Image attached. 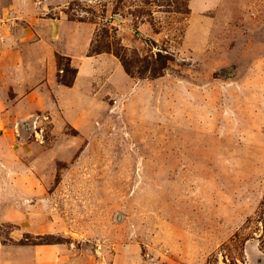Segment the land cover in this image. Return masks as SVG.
<instances>
[{"label": "rangeland", "instance_id": "1", "mask_svg": "<svg viewBox=\"0 0 264 264\" xmlns=\"http://www.w3.org/2000/svg\"><path fill=\"white\" fill-rule=\"evenodd\" d=\"M52 22L69 24L74 56L106 51L92 82L59 84L79 63L52 52ZM2 46L42 71L55 59L62 88L50 67L35 98H5L0 264L33 263L37 246L84 264L122 248L148 264H264V0H0Z\"/></svg>", "mask_w": 264, "mask_h": 264}, {"label": "crops", "instance_id": "2", "mask_svg": "<svg viewBox=\"0 0 264 264\" xmlns=\"http://www.w3.org/2000/svg\"><path fill=\"white\" fill-rule=\"evenodd\" d=\"M59 22H52V24L47 25V35L48 37L57 42L59 44V47L54 48L52 51L55 53L56 51H59L61 53H67L69 57L73 58L74 62L79 63L77 66L78 68V75L75 80V84L73 87H76L79 85L81 79L83 77L88 78L89 80L96 77V75L99 74L98 64L99 66L101 63L105 60L103 58H107L108 55L102 54L100 56L96 57H86L83 59L82 53L87 51V48L89 47L88 44L85 45L84 51L81 52V54L76 57L71 52H67V48L72 47L74 43L71 42L67 29H69V24L66 25H58ZM80 27V26H79ZM62 28V30H61ZM66 30V31H65ZM5 36V33H3ZM25 37L29 38L27 33H24ZM5 39V38H4ZM3 39V40H4ZM20 40H24L23 37L17 38L16 44L22 46L24 43H19ZM68 41L69 45H64ZM26 42V41H25ZM64 44H63V43ZM39 43V44H38ZM62 43V44H61ZM30 47L34 48V51H36L38 46H41L40 41H36L35 44L33 43H27ZM11 47L10 49L7 48V46H2L0 49V120L2 121L7 115H11L13 117V122L16 121V118L14 115L13 107L14 105L12 103H9L5 98L8 97L9 94H15L16 97H27L28 99L31 97H36L35 90L37 87L40 86L41 83H47V72L48 69L51 67L54 72V80H52L51 85H49L51 88L54 84L57 88L56 84V62L55 59H49L46 62L45 70L42 71V66L38 65L37 63L34 64L33 61H31L28 66L26 63L20 64L19 58L20 54L19 52L13 50ZM57 49V50H56ZM4 50L6 53H4ZM10 50V51H9ZM8 54L10 56V60L8 58ZM36 56H41V53H37ZM42 58V57H41ZM39 58V59H41ZM101 72V71H100ZM39 77V78H38ZM35 78V79H34ZM35 82H34V81ZM56 81V82H55ZM92 82V80H90ZM72 87V88H73ZM63 88H67L64 87ZM71 88V89H72ZM55 90V89H54ZM1 126V125H0ZM178 247L177 249H179ZM32 251L30 254L33 255V263L30 261L26 262L24 261L23 264H78L82 263L81 261H74V259L77 257V259H81V255H77V253H72L68 249H65L61 246H37L36 248H31ZM177 251V250H176ZM189 255L190 252L188 251ZM188 257V255H187ZM183 257L182 260H189L188 262L191 264H197V262L200 261V257L198 255ZM113 264H148L147 260L139 253L137 250H129V249H119L117 254L113 256L112 259ZM158 263V262H157ZM84 264V263H82Z\"/></svg>", "mask_w": 264, "mask_h": 264}, {"label": "trees", "instance_id": "3", "mask_svg": "<svg viewBox=\"0 0 264 264\" xmlns=\"http://www.w3.org/2000/svg\"><path fill=\"white\" fill-rule=\"evenodd\" d=\"M104 52H106L105 50H101V49H96L93 45V49L90 53H92L93 55H101L103 54ZM108 53H114L116 57L120 58V53H115L114 51H112L111 49H108ZM158 54V57H160L161 59L163 58L162 55H160V53H157ZM91 55V56H93ZM61 57H58V63H59V66H61ZM162 67H160V69L158 70H154L153 71V77H160L161 74H163V70L167 68V63L163 62L162 63ZM124 67H125V70L129 73V74H132V71L131 69L129 68V65L127 63L124 62ZM72 70V69H71ZM74 71V77L71 81H68L67 78L65 77H61V76H58V82L61 86H64V87H67V88H72L73 85L75 84V80H76V75H77V71L76 70H72ZM159 71V73H158ZM67 72V70H66ZM65 73V72H64Z\"/></svg>", "mask_w": 264, "mask_h": 264}, {"label": "built area", "instance_id": "4", "mask_svg": "<svg viewBox=\"0 0 264 264\" xmlns=\"http://www.w3.org/2000/svg\"><path fill=\"white\" fill-rule=\"evenodd\" d=\"M38 129V127L36 128V130H35V136H36V139L40 142L41 141V143L43 142V131L42 130H40V132L37 130ZM100 247H102V245L100 244V243H98L97 245H96V247L95 248H97V250H96V254H97V256L98 257H101L102 256V253H101V248Z\"/></svg>", "mask_w": 264, "mask_h": 264}]
</instances>
